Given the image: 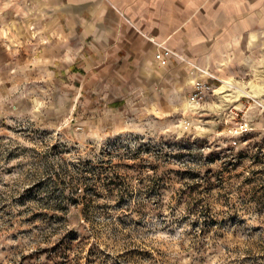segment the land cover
<instances>
[{"label": "rangeland", "instance_id": "1", "mask_svg": "<svg viewBox=\"0 0 264 264\" xmlns=\"http://www.w3.org/2000/svg\"><path fill=\"white\" fill-rule=\"evenodd\" d=\"M59 7L0 0V264H264V94L216 91L264 84V29L187 91L98 90Z\"/></svg>", "mask_w": 264, "mask_h": 264}, {"label": "crops", "instance_id": "2", "mask_svg": "<svg viewBox=\"0 0 264 264\" xmlns=\"http://www.w3.org/2000/svg\"><path fill=\"white\" fill-rule=\"evenodd\" d=\"M47 1L60 3L55 18L62 21L53 33L76 34L83 69L88 81H100L98 90L116 78L114 88L187 91L190 71L183 59L209 65L232 41L264 29V0ZM162 43L173 52L166 66L154 53Z\"/></svg>", "mask_w": 264, "mask_h": 264}, {"label": "bare ground", "instance_id": "3", "mask_svg": "<svg viewBox=\"0 0 264 264\" xmlns=\"http://www.w3.org/2000/svg\"><path fill=\"white\" fill-rule=\"evenodd\" d=\"M233 81L232 80H227L225 79L223 81V84L220 87L216 88V91L219 94H223L224 97H229V96H234L237 99L239 98V96L241 97L242 95H247L249 93H255V95H260V94H264V84H258V85H252V90L251 91H247L246 90V86L243 85L241 87H239V90L237 93L235 92H227L229 91L230 87L233 86ZM188 105H191V103H189Z\"/></svg>", "mask_w": 264, "mask_h": 264}, {"label": "built area", "instance_id": "4", "mask_svg": "<svg viewBox=\"0 0 264 264\" xmlns=\"http://www.w3.org/2000/svg\"><path fill=\"white\" fill-rule=\"evenodd\" d=\"M173 55V52L162 43L159 45L157 52L155 53L157 62L162 66H166L170 64L171 57ZM198 90H201L203 88V84L199 82L197 84ZM261 113L264 116V103L261 105Z\"/></svg>", "mask_w": 264, "mask_h": 264}]
</instances>
